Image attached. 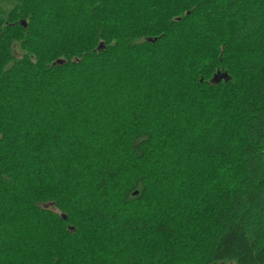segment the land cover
Segmentation results:
<instances>
[{
    "label": "trees",
    "instance_id": "obj_1",
    "mask_svg": "<svg viewBox=\"0 0 264 264\" xmlns=\"http://www.w3.org/2000/svg\"><path fill=\"white\" fill-rule=\"evenodd\" d=\"M226 262L264 264V0H16L0 264Z\"/></svg>",
    "mask_w": 264,
    "mask_h": 264
},
{
    "label": "rangeland",
    "instance_id": "obj_2",
    "mask_svg": "<svg viewBox=\"0 0 264 264\" xmlns=\"http://www.w3.org/2000/svg\"><path fill=\"white\" fill-rule=\"evenodd\" d=\"M16 0H0V16L7 14L15 5ZM18 57L21 56L22 51L19 47H16ZM222 264H233L231 262H226Z\"/></svg>",
    "mask_w": 264,
    "mask_h": 264
},
{
    "label": "water",
    "instance_id": "obj_3",
    "mask_svg": "<svg viewBox=\"0 0 264 264\" xmlns=\"http://www.w3.org/2000/svg\"><path fill=\"white\" fill-rule=\"evenodd\" d=\"M23 25L25 26V23H24ZM223 78H226V74H218V75L216 76V79H215V80L220 81V80H222Z\"/></svg>",
    "mask_w": 264,
    "mask_h": 264
}]
</instances>
